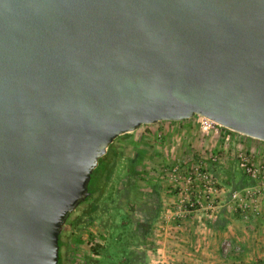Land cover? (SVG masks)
I'll use <instances>...</instances> for the list:
<instances>
[{
  "label": "water",
  "instance_id": "water-1",
  "mask_svg": "<svg viewBox=\"0 0 264 264\" xmlns=\"http://www.w3.org/2000/svg\"><path fill=\"white\" fill-rule=\"evenodd\" d=\"M195 114L264 141V0H0V264H57L114 139Z\"/></svg>",
  "mask_w": 264,
  "mask_h": 264
},
{
  "label": "rangeland",
  "instance_id": "rangeland-1",
  "mask_svg": "<svg viewBox=\"0 0 264 264\" xmlns=\"http://www.w3.org/2000/svg\"><path fill=\"white\" fill-rule=\"evenodd\" d=\"M163 129L168 132L165 141L157 136ZM179 133L174 123L159 121L114 139L113 172L97 197L95 209L90 212L96 194L79 204L62 226L61 264H149L163 238H178L180 222L195 211L209 219L228 210L251 229L264 222V197L243 194L245 205L241 206L231 199L234 190L252 182L238 168L234 150L229 146L216 150L223 162V166L214 168L219 191L208 201H202L203 207L197 204L189 208L196 210L185 216L175 215L181 195L194 200V191L171 183L157 168L167 161L169 142L180 148V137H175ZM234 139L239 149L253 152L256 161L260 160L258 155L264 148L248 143L242 135L235 134ZM208 205L214 209H206ZM224 247L222 244L221 252Z\"/></svg>",
  "mask_w": 264,
  "mask_h": 264
},
{
  "label": "crops",
  "instance_id": "crops-1",
  "mask_svg": "<svg viewBox=\"0 0 264 264\" xmlns=\"http://www.w3.org/2000/svg\"><path fill=\"white\" fill-rule=\"evenodd\" d=\"M179 123L182 130L175 137H180V154L188 148L193 151L206 148L211 152L226 148L220 139L202 136L193 126L192 118ZM244 137L248 143L264 148V141ZM199 140L203 141V146ZM221 163L222 160L212 166L214 176L215 169L223 166ZM202 215L201 211H195L180 222L177 230L180 236L163 238L156 254L150 256L149 264H264V222L251 229L228 210L219 211L209 219ZM222 244L225 245L224 252L220 251Z\"/></svg>",
  "mask_w": 264,
  "mask_h": 264
},
{
  "label": "built area",
  "instance_id": "built-area-1",
  "mask_svg": "<svg viewBox=\"0 0 264 264\" xmlns=\"http://www.w3.org/2000/svg\"><path fill=\"white\" fill-rule=\"evenodd\" d=\"M190 118L193 119V126L197 127L196 129L202 136L220 139L230 149L234 150L238 168L251 180L252 183L250 185L240 190H234L231 193V199L237 201L238 205L241 206L245 205L243 194L258 198L264 197V149L258 155L260 160L256 161V155L253 152L238 148L234 135L241 136L242 134L234 132L201 115L195 114ZM167 122L174 123L179 131L182 130L181 125L179 126V121ZM167 133L164 132V129L163 131L160 130L157 132L158 139H164L165 141ZM168 149L170 154L166 159L167 161L162 163L157 169L164 178L169 179L176 186L194 191V200H187V196H182V191L180 192L181 198L175 215L183 217L192 210L189 208L197 204L199 207H203L202 201H208L219 191L217 179L212 174L211 169L213 165L219 164L221 159L217 152H211L206 148L199 149L198 151L188 148L180 154V148L172 146L169 142ZM205 208L214 209V206L208 205ZM210 213L212 214V210H210Z\"/></svg>",
  "mask_w": 264,
  "mask_h": 264
},
{
  "label": "trees",
  "instance_id": "trees-1",
  "mask_svg": "<svg viewBox=\"0 0 264 264\" xmlns=\"http://www.w3.org/2000/svg\"><path fill=\"white\" fill-rule=\"evenodd\" d=\"M112 143L108 146L106 149V152L103 156H101L98 160L97 166L93 169V172L91 174L89 183H88V191H89V197L85 200H89L91 197H93L96 194L95 200L92 202V209L90 212H93L95 209V202L97 200L98 195H101L103 192L104 185L106 182L109 180L113 168H114V162L113 158L116 156L115 153L113 154L112 152ZM239 188V187H236ZM85 201L81 202L84 203ZM80 203V204H81ZM71 213H69L66 217L65 222L67 221L68 217L70 216ZM64 222V224H65ZM61 233L59 234V240H58V245H59V251H58V263L61 264V256H60V249H61Z\"/></svg>",
  "mask_w": 264,
  "mask_h": 264
}]
</instances>
